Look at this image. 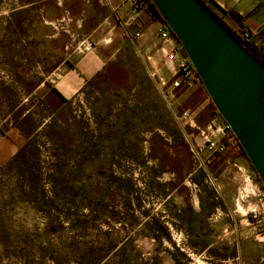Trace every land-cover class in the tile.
I'll return each instance as SVG.
<instances>
[{
    "label": "rangeland",
    "instance_id": "374dc122",
    "mask_svg": "<svg viewBox=\"0 0 264 264\" xmlns=\"http://www.w3.org/2000/svg\"><path fill=\"white\" fill-rule=\"evenodd\" d=\"M64 1L0 0V130L18 144L0 264H264L255 174L233 167L232 140L210 162L192 153L214 115L200 81L167 102L143 53L122 51L83 96L54 93L76 42ZM250 33L264 61V28Z\"/></svg>",
    "mask_w": 264,
    "mask_h": 264
},
{
    "label": "crops",
    "instance_id": "0c3cea01",
    "mask_svg": "<svg viewBox=\"0 0 264 264\" xmlns=\"http://www.w3.org/2000/svg\"><path fill=\"white\" fill-rule=\"evenodd\" d=\"M211 6L233 29L256 33L264 28V0H211ZM62 7L68 14L67 17L62 14V19H68L76 32L75 47L50 81L52 90L62 101L74 100L88 92L90 83L106 69L118 52L123 51L126 57H132L136 50L141 51V61L149 69L150 65L144 57L153 54L158 59L162 56L156 43L153 45L156 40L160 43L158 32L161 24L154 21L146 9L134 10L122 0H105L102 6L98 0H66ZM87 44L88 47L83 48ZM163 72L168 75L166 69ZM156 88L162 97L157 85ZM211 111L214 115L210 116L207 124L213 120L223 124L212 106L208 109V112ZM221 140L224 144L226 141L229 143L227 133ZM17 151L16 135L0 130V169ZM232 165L242 173L241 168L249 173L247 161L237 154Z\"/></svg>",
    "mask_w": 264,
    "mask_h": 264
},
{
    "label": "water",
    "instance_id": "95a60500",
    "mask_svg": "<svg viewBox=\"0 0 264 264\" xmlns=\"http://www.w3.org/2000/svg\"><path fill=\"white\" fill-rule=\"evenodd\" d=\"M264 187V65L202 0H151Z\"/></svg>",
    "mask_w": 264,
    "mask_h": 264
},
{
    "label": "built area",
    "instance_id": "2783aa9c",
    "mask_svg": "<svg viewBox=\"0 0 264 264\" xmlns=\"http://www.w3.org/2000/svg\"><path fill=\"white\" fill-rule=\"evenodd\" d=\"M211 5V0H203ZM122 3L129 4L134 10H145L143 2L140 0H122ZM244 41H249L250 31L236 30ZM138 36V35H137ZM158 37L160 40L157 51L162 54L163 60L159 61L153 54L145 56L146 62L150 65L149 75L156 83L162 97L167 101H173L177 94L200 81L195 70L184 56L182 47L176 38L165 26L161 25ZM166 69L167 73L163 72ZM192 124V123H190ZM195 126V125H192ZM199 140L195 142L192 153L198 161L210 162L214 155L222 154L226 151V146L221 140L229 130L226 123H219L216 120L210 121L202 128H198ZM205 157V160L203 159ZM241 170H244L241 168ZM250 175H246L245 184L250 186ZM246 189V188H245ZM243 189V190H245Z\"/></svg>",
    "mask_w": 264,
    "mask_h": 264
},
{
    "label": "trees",
    "instance_id": "16d2710c",
    "mask_svg": "<svg viewBox=\"0 0 264 264\" xmlns=\"http://www.w3.org/2000/svg\"><path fill=\"white\" fill-rule=\"evenodd\" d=\"M140 1H142L143 2V4H144V6L146 7V10H147V12L150 14V16H151V18L154 20V21H157V22H159L161 25H163V26H165L166 28H168L167 27V25H166V23L164 22V20L161 18V16L159 15V13H158V11L156 10V8H155V6H154V4L152 3V1L151 0H140ZM203 1V0H202ZM206 5H207V7L210 9V11L212 12V14L224 25V27L233 35V37L239 42V43H241L242 44V46L244 47V48H246L250 53H252L263 65H264V61L263 60H261L260 58H259V55H258V53H257V50H256V48L249 42V41H244V40H242V38L239 36V34H238V32L235 30V29H233L232 27H230L229 25H227L226 24V22L223 20V18L222 17H220L215 11H214V9H213V7L210 5V4H207L205 1H203ZM168 30H169V28H168ZM170 31V30H169ZM171 32V31H170ZM172 33V32H171ZM172 35H173V33H172ZM174 36V35H173ZM175 37V36H174ZM176 38V37H175ZM176 41L178 42V44L181 46V44L179 43V41L177 40V38H176ZM182 47V46H181ZM183 49V48H182ZM183 52H184V50H183ZM184 56H185V58H187L188 59V57H187V55H186V53L184 52ZM188 61H189V59H188ZM189 63H190V61H189ZM190 65H191V63H190ZM192 66V65H191ZM193 68V67H192ZM197 77H198V75H197ZM199 78V77H198ZM200 80V79H199ZM201 83V82H200ZM201 85H202V83H201ZM202 88H203V86H202ZM203 90H204V88H203ZM205 91V90H204ZM206 92V91H205ZM206 95H207V98L208 99H210L209 98V96H208V94L206 93ZM215 114L219 117V119L223 122V123H225L224 122V120L221 118V116L219 115V113L215 110ZM227 137H228V139L229 140H232L233 141V147L235 148L234 150H236L235 152H236V154H237V156L238 157H240V158H243V159H245L246 161H247V163H248V165H249V167H250V169L252 170V172L255 174V178H256V180H257V182H259L260 183V186H261V188L264 190V187H263V185H262V183H261V181H260V179H259V176H258V174L256 173V171H255V169L253 168V166L251 165V163L249 162V160L247 159V157H246V154H245V152H244V150H243V148H242V146L240 145V143H239V141L237 140V138L235 137V135L232 133V131H228L227 132Z\"/></svg>",
    "mask_w": 264,
    "mask_h": 264
}]
</instances>
